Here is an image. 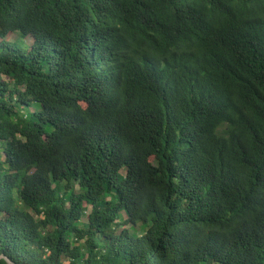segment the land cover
I'll list each match as a JSON object with an SVG mask.
<instances>
[{
  "label": "trees",
  "instance_id": "trees-1",
  "mask_svg": "<svg viewBox=\"0 0 264 264\" xmlns=\"http://www.w3.org/2000/svg\"><path fill=\"white\" fill-rule=\"evenodd\" d=\"M0 149V264H264V0H0Z\"/></svg>",
  "mask_w": 264,
  "mask_h": 264
},
{
  "label": "rangeland",
  "instance_id": "rangeland-1",
  "mask_svg": "<svg viewBox=\"0 0 264 264\" xmlns=\"http://www.w3.org/2000/svg\"><path fill=\"white\" fill-rule=\"evenodd\" d=\"M9 40H12V41H14V40H21V38H20L19 34H17V33H13V34H11V35L9 36ZM22 41H23L24 44H27V45H28V44L31 43V38L26 37V38H24ZM0 151H1V149H0ZM122 215H123V218L126 217V215H125L124 212L122 213ZM136 230H138V233L141 232V231H140V230H141V226H140V224L137 225Z\"/></svg>",
  "mask_w": 264,
  "mask_h": 264
},
{
  "label": "water",
  "instance_id": "water-1",
  "mask_svg": "<svg viewBox=\"0 0 264 264\" xmlns=\"http://www.w3.org/2000/svg\"><path fill=\"white\" fill-rule=\"evenodd\" d=\"M11 264H13V263L11 262Z\"/></svg>",
  "mask_w": 264,
  "mask_h": 264
}]
</instances>
